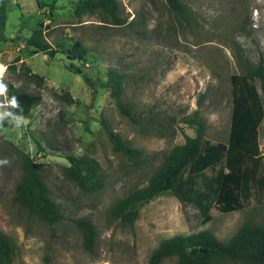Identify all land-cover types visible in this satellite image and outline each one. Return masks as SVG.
I'll return each mask as SVG.
<instances>
[{"label": "rangeland", "instance_id": "1", "mask_svg": "<svg viewBox=\"0 0 264 264\" xmlns=\"http://www.w3.org/2000/svg\"><path fill=\"white\" fill-rule=\"evenodd\" d=\"M117 1L122 26L104 23L100 12L77 17L79 0L9 1L0 78L41 97L20 127L14 118L9 126L0 125V160L8 161L0 164V232L14 246L12 264H150L160 243L172 237L207 231L227 243L245 222L264 226V186L253 183L243 210L223 214L212 209L204 225L195 207L170 192L136 206L130 227L110 215L117 201L148 184L186 137L199 132L212 145L227 141L230 76L239 74L233 48L251 64L264 59V0H180L186 21L168 12L164 0ZM37 29L57 50L53 59L26 45ZM75 42L87 51L82 61L65 55ZM70 62L90 85L67 69ZM11 65L19 75L7 70ZM26 68L44 79L40 87ZM110 73L122 78L120 100L130 118L110 97ZM6 94L0 95V105ZM66 94L72 104L63 99ZM5 112L0 108L3 118ZM102 123L139 155L115 153ZM258 143L259 159L247 161L245 168L264 177V120ZM26 156L44 165L39 174L57 209L54 217H40L15 201ZM70 156L97 163L99 188L85 191L65 177ZM82 219L96 232L92 252L84 249L75 226ZM176 262L171 257L159 264Z\"/></svg>", "mask_w": 264, "mask_h": 264}, {"label": "trees", "instance_id": "2", "mask_svg": "<svg viewBox=\"0 0 264 264\" xmlns=\"http://www.w3.org/2000/svg\"><path fill=\"white\" fill-rule=\"evenodd\" d=\"M10 0H0V41H5L3 32L7 19ZM171 14L186 21L188 14L180 0H164ZM100 12L104 23L122 26L124 20L119 15L117 0H79L74 8L78 17L84 14ZM26 45L35 52L53 59L57 50L46 41L43 30H34L26 41ZM239 74L230 76L232 108L230 127L225 143L210 144L203 141L199 132L195 137H186L183 145L173 147L164 157L159 169L150 178L148 184L141 189L133 190L123 199L117 201L110 210V215L120 224L132 226L137 218L136 206L146 204L163 192H170L180 203L196 208L202 225L212 219L210 212L216 209L220 213L230 214L245 208L249 183L264 186V177L258 173L247 171V161H256L260 157L259 129L264 120V59L260 57L256 64L243 59L241 52L233 48ZM87 51L79 42L65 52L68 60L82 61ZM17 62V61H15ZM70 62L67 69L81 75L83 81L90 85V78ZM22 67V65H21ZM7 70L19 75L20 70L11 65ZM27 77L40 87L44 79L25 69ZM110 97L122 116L130 118V110L120 100L122 78L115 73L109 74ZM15 96L20 108L5 107L11 115L5 116L0 125L7 127L11 118L26 117L41 102L40 95L19 91L12 83L8 84L6 102ZM68 104H72L69 94L63 96ZM22 109V112H21ZM103 130L115 153L128 158L139 155L120 137L111 132L105 123ZM69 166L65 169V177L85 191L99 188L97 163L87 158H67ZM44 165L35 163L28 156L24 157L23 176L15 189V201L30 212L40 217L49 218L56 215L57 209L48 198L40 171ZM75 226L83 237V247L92 252L96 232L92 223L82 219ZM14 246L0 232V264H12ZM176 257V264H212L214 262H235L242 264H264V226L245 222L227 242H220L212 233L204 231L189 236H175L164 240L150 257V264H159L163 260Z\"/></svg>", "mask_w": 264, "mask_h": 264}, {"label": "clouds", "instance_id": "3", "mask_svg": "<svg viewBox=\"0 0 264 264\" xmlns=\"http://www.w3.org/2000/svg\"><path fill=\"white\" fill-rule=\"evenodd\" d=\"M5 71V68L3 66H0V77H2V74L4 73ZM8 91V86L6 83L3 82V79L0 78V95H5ZM3 107H11V108H20V105L18 103V100L15 96L11 97L10 100L7 101V105H0V108H3ZM21 112H22V109H21ZM8 115H11V113L9 112H5L4 113V116H8ZM4 118L3 116H0V121H3ZM24 119L23 117H16L15 118V127H20L23 123ZM10 123V122H9ZM8 161L5 159V160H0V164H7Z\"/></svg>", "mask_w": 264, "mask_h": 264}]
</instances>
